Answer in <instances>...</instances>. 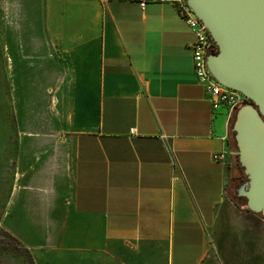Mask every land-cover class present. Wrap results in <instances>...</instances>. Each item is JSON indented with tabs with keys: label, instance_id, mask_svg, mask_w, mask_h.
Segmentation results:
<instances>
[{
	"label": "crops",
	"instance_id": "1",
	"mask_svg": "<svg viewBox=\"0 0 264 264\" xmlns=\"http://www.w3.org/2000/svg\"><path fill=\"white\" fill-rule=\"evenodd\" d=\"M57 1L61 23L75 25L60 33L74 39V164L45 263L264 264V217L229 192L232 129L195 75L177 6Z\"/></svg>",
	"mask_w": 264,
	"mask_h": 264
},
{
	"label": "rangeland",
	"instance_id": "2",
	"mask_svg": "<svg viewBox=\"0 0 264 264\" xmlns=\"http://www.w3.org/2000/svg\"><path fill=\"white\" fill-rule=\"evenodd\" d=\"M47 1L0 0V264H40L37 247H44L38 256L46 264L47 242L59 235L55 226L63 217L55 201L65 200L72 180L68 82L74 39L60 33L75 25L61 23V1ZM234 140L233 195L242 184L235 177L244 173Z\"/></svg>",
	"mask_w": 264,
	"mask_h": 264
},
{
	"label": "water",
	"instance_id": "3",
	"mask_svg": "<svg viewBox=\"0 0 264 264\" xmlns=\"http://www.w3.org/2000/svg\"><path fill=\"white\" fill-rule=\"evenodd\" d=\"M207 26L217 52L207 57L212 77L240 91L232 131L247 181L236 190L253 214L264 217V0H188Z\"/></svg>",
	"mask_w": 264,
	"mask_h": 264
},
{
	"label": "built area",
	"instance_id": "4",
	"mask_svg": "<svg viewBox=\"0 0 264 264\" xmlns=\"http://www.w3.org/2000/svg\"><path fill=\"white\" fill-rule=\"evenodd\" d=\"M140 7L147 5V0H137ZM175 4L182 20L192 30L195 40L190 45L192 60L194 64L195 75L200 84L204 87L208 100L212 104V109L218 111L224 109L227 114V125L231 126L234 122L239 107L245 105L248 101L240 91L225 87L214 77L211 76L208 69L207 57L217 52L218 48L215 40L211 36L205 23L199 19L188 4V0H165ZM135 133V129H132ZM229 155L228 150L213 156L215 161L224 162Z\"/></svg>",
	"mask_w": 264,
	"mask_h": 264
},
{
	"label": "trees",
	"instance_id": "5",
	"mask_svg": "<svg viewBox=\"0 0 264 264\" xmlns=\"http://www.w3.org/2000/svg\"><path fill=\"white\" fill-rule=\"evenodd\" d=\"M234 122H235V120H234ZM233 122V123H234ZM233 123H231V129H232V127H233ZM235 136V133L232 131V136ZM234 142H235V140H234ZM235 145H236V143H235ZM241 166V165H240ZM243 169V168H242ZM244 170V169H243ZM245 173V172H244ZM244 173H242V175L238 178V177H235V179H238L242 184H244L246 181H247V177H246V175L244 174ZM241 184V185H242ZM233 197L235 198V200H237V202L240 204V206L241 207H243L245 210H247V211H249L248 210V208H247V203H246V199L245 198H238L237 197V193H235L234 195H233ZM241 203H242V205H241Z\"/></svg>",
	"mask_w": 264,
	"mask_h": 264
}]
</instances>
